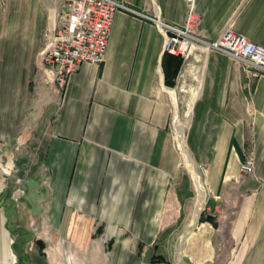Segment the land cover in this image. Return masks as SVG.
<instances>
[{
	"label": "crops",
	"instance_id": "obj_1",
	"mask_svg": "<svg viewBox=\"0 0 264 264\" xmlns=\"http://www.w3.org/2000/svg\"><path fill=\"white\" fill-rule=\"evenodd\" d=\"M64 1H0V164L16 144L44 149L32 169L18 159L33 172L17 187L0 175V264H264V75L250 84L242 63L211 51L201 73L183 60L169 87L155 23L119 11L104 63L82 64L61 90L40 56ZM124 1L185 25L186 0ZM196 8L201 39L238 11L234 31L264 46V0ZM179 81L199 83L183 147L168 94Z\"/></svg>",
	"mask_w": 264,
	"mask_h": 264
},
{
	"label": "built area",
	"instance_id": "obj_2",
	"mask_svg": "<svg viewBox=\"0 0 264 264\" xmlns=\"http://www.w3.org/2000/svg\"><path fill=\"white\" fill-rule=\"evenodd\" d=\"M1 1V0H0ZM197 0H186L187 17L183 28L175 27L159 16L149 17L128 6L124 0H65L54 29L46 36L45 50L40 60L44 69L53 76L59 89H64L68 79L86 63L100 66L104 63L115 17L119 11L139 14L152 20L164 38V53L180 56L186 62L193 46L205 53L215 51L226 54L242 63L250 84L264 75V46L234 31L239 12L231 18L221 35L209 42L197 35L200 18ZM179 149V148H178ZM1 178L12 175L7 164H0ZM245 174H253L254 164L247 160L242 165ZM15 199L23 195L20 188ZM18 263L15 258L14 264Z\"/></svg>",
	"mask_w": 264,
	"mask_h": 264
},
{
	"label": "rangeland",
	"instance_id": "obj_3",
	"mask_svg": "<svg viewBox=\"0 0 264 264\" xmlns=\"http://www.w3.org/2000/svg\"><path fill=\"white\" fill-rule=\"evenodd\" d=\"M205 53L204 51L202 52L201 50H193L191 52L190 57L188 60L184 63V67L187 68H192L195 71H199L201 73L202 66H203V60ZM195 65V66H194ZM180 80V79H179ZM178 87V93H179V105H180V116L181 118L185 116L189 110L190 107L195 102V99L197 96L195 94L199 90V83L196 81H191L188 82L187 84L183 85L182 81H179V84L177 85ZM184 86V87H183ZM189 88V89H188ZM187 94V95H186ZM188 132V131H187ZM43 144L39 141H32V143L28 145H22V144H16L13 146L11 154L8 158L2 154V161L4 162L3 164L7 163L8 166L12 169V187H17L16 185L20 184L21 182L17 179L23 180V175L30 174L33 171L29 172H22V171H17L19 169V163L18 159H20L21 164L23 162H26L27 164L30 165L31 169L34 163H36V160L41 157V153L43 151ZM7 154V152H5ZM8 155V154H7ZM9 159V161L7 160ZM19 188V187H18ZM177 260V258H176Z\"/></svg>",
	"mask_w": 264,
	"mask_h": 264
},
{
	"label": "bare ground",
	"instance_id": "obj_4",
	"mask_svg": "<svg viewBox=\"0 0 264 264\" xmlns=\"http://www.w3.org/2000/svg\"><path fill=\"white\" fill-rule=\"evenodd\" d=\"M196 48V46H193L192 49H191V52L193 51V49ZM195 66V65H194ZM189 76V75H188ZM192 77V76H191ZM199 77V75H198ZM197 77V78H198ZM187 78V77H186ZM191 79V78H190ZM195 79V78H194ZM198 81V80H197ZM184 87V86H183ZM189 89V88H188ZM176 92V93H175ZM198 93V91H197ZM196 93V94H197ZM169 96H170V101L172 103V106L174 108V111H173V118H172V127H173V130H174V133L176 134V137H177V141L180 143L181 147H183V143H184V128L187 127L190 122H191V117H192V107H190V110L189 112L183 116L181 118L180 116V105H179V96H178V92L177 91H169L168 92ZM195 94V96H196ZM187 95V94H186ZM176 129V130H175ZM176 131V132H175ZM178 148H179V145H178ZM180 150V148H179ZM181 152V150H180ZM185 156V165L189 168L191 174L193 175V178L194 180H197V177H196V173L195 171L193 170V166L191 165V162L189 160V158H187V156L184 154ZM196 181V182H197ZM198 183V182H197ZM199 197V196H198ZM194 222V220H193ZM183 252L182 250H180L178 252V256L179 258L182 257L183 255Z\"/></svg>",
	"mask_w": 264,
	"mask_h": 264
},
{
	"label": "trees",
	"instance_id": "obj_5",
	"mask_svg": "<svg viewBox=\"0 0 264 264\" xmlns=\"http://www.w3.org/2000/svg\"><path fill=\"white\" fill-rule=\"evenodd\" d=\"M164 63H169L173 68L172 74L166 75V84L167 86L174 88L176 85V78L178 77L183 66V59L180 56L165 53Z\"/></svg>",
	"mask_w": 264,
	"mask_h": 264
}]
</instances>
